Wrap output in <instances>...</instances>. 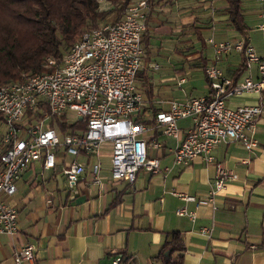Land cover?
Returning <instances> with one entry per match:
<instances>
[{"label":"crops","instance_id":"1","mask_svg":"<svg viewBox=\"0 0 264 264\" xmlns=\"http://www.w3.org/2000/svg\"><path fill=\"white\" fill-rule=\"evenodd\" d=\"M202 1L158 0L145 34L150 41L147 54L155 57L150 64L155 108L148 101L141 79H137L146 100L142 110L144 118L153 117L154 109H158L157 113L169 110L173 101L211 97V81L205 70L189 66L181 69V60L175 54L181 45L180 34L194 26L196 17L214 18L206 32H212L210 38L216 42L244 40L227 26V16L218 11L222 6L214 8L213 2ZM257 7L261 19L258 28L264 43L261 28L264 8L259 2ZM221 27L234 37L224 39L217 34ZM206 41L211 46L208 65L217 64L227 77L234 79L243 52L223 53L217 60L213 44ZM254 50L262 56L264 44L261 54ZM161 59L170 64L168 71L179 78L176 86L181 88L177 97L168 100L158 97L154 84V73L161 69ZM187 69L203 72L205 84L200 90L195 85H187L190 81ZM249 76L259 79L258 64L247 67L234 81L241 83ZM227 103L231 108L264 105V90L232 96ZM155 122L150 125L155 126ZM193 125V117L178 120L179 140L165 135L162 127L148 133L147 138L154 136L162 144L159 149H150V155L160 159L162 171L141 170L133 183L114 179L111 164L108 169H101L98 154L82 153L78 159L85 164V172L75 199L71 198L67 178L61 171L64 160L59 159L57 167L48 171L44 170L43 161L26 169L18 181L17 193L6 195L13 197L11 206L18 211L19 232L15 237L0 233V264H11L15 252L28 243L36 246V264H112L115 251L123 253L129 264H164L162 253L172 259L179 254L173 248L164 250L165 241L173 231H179L184 242L181 264H264V114L256 120L254 129L245 131L255 142L252 148L237 140L221 143L214 149L216 163H222L236 176L216 195V210L198 204L212 189L216 163H208L202 157L188 166L174 162V149ZM60 149L62 154L64 148ZM102 149L112 151V145L106 144ZM74 159L77 158L66 157L68 162ZM97 164L100 169L96 173ZM179 194L196 196L198 201L184 200ZM183 207L196 213L194 221L188 215L178 214ZM202 227H212L210 237L202 234Z\"/></svg>","mask_w":264,"mask_h":264},{"label":"built area","instance_id":"2","mask_svg":"<svg viewBox=\"0 0 264 264\" xmlns=\"http://www.w3.org/2000/svg\"><path fill=\"white\" fill-rule=\"evenodd\" d=\"M258 2L264 8V0ZM149 9L148 0L132 3L124 19L84 32L60 64L49 57L45 62L48 71L0 87V233L15 237L19 232L18 211L1 195L16 194L21 174L39 161L48 171L57 167L59 159L64 160L61 171L75 199L85 172V164L78 159L82 153L99 154L104 145L111 144L112 177L133 183L141 170L162 171L160 159L150 155L151 148L159 149L162 144L154 136L147 138V134L162 127L165 135L179 140L178 120L183 118L193 117L194 125L174 149L175 164L188 166L198 157L216 163L213 151L221 143L242 140L249 149L255 145L245 131L254 129L256 120L264 114V105L231 108L227 103L232 96L264 90V52L258 56L250 43L245 47L242 39L216 42L212 37L208 41L215 48L217 60L223 53L245 52L248 68L258 64L259 79L249 76L236 82L217 64L208 65L204 70L211 81L210 98L173 101L169 110L156 114L155 126L141 121L146 100L137 86V77L146 57L144 33ZM262 17L264 20V11ZM261 28L264 32V21ZM43 105L50 113L30 124L29 115ZM70 112L77 118L69 117ZM51 115H65L67 122L83 121L86 128L82 134L60 136L50 125ZM60 148H64L62 154ZM69 155L77 159L68 162ZM99 169L97 164L95 172ZM234 179L235 173L217 162L216 177L206 199L179 196L216 210V195ZM178 214L196 219V213L186 207ZM201 232L210 237L212 227H202ZM35 250L32 243L23 245L11 264H36ZM112 264L129 263L123 253L115 251Z\"/></svg>","mask_w":264,"mask_h":264},{"label":"trees","instance_id":"3","mask_svg":"<svg viewBox=\"0 0 264 264\" xmlns=\"http://www.w3.org/2000/svg\"><path fill=\"white\" fill-rule=\"evenodd\" d=\"M136 1L139 0H0V87L10 82L24 81L29 74L48 71L45 62L49 57L55 58L60 64L65 54L84 32L124 19L129 6ZM148 1L150 9L146 31L158 5V0ZM204 1L213 2L214 8L223 7L218 11H222V14L227 16V26L238 34L237 37L244 39L245 47H247L250 43L251 28L246 22L243 0ZM103 2L108 4L106 8L102 6ZM213 20L212 16L196 17L194 26L186 31L183 30L180 34L181 45L175 49V54L181 60V69H186V66L205 69L210 63L211 58L206 54L208 43L204 33L211 28L210 24ZM146 31L144 33L145 49L150 43L149 39L145 38ZM194 38L201 45L200 48H197ZM154 58L146 51L144 65L141 68L142 76L138 73L137 77L138 81L141 79L142 86H145L151 106H153L154 94L151 88L153 84L150 64L155 61ZM241 58L234 75L236 81L247 70L245 52L241 53ZM157 111L158 109H154L153 117H142L141 121L151 124L155 121ZM47 113H50L49 108L46 105L41 106L39 111L29 115L30 124L37 123ZM65 119V115L50 116V125L60 136L84 132L85 122H67ZM169 235L170 239L165 241L164 250L173 248L179 254L172 259V256L167 257L162 253L164 264H181V253L184 250L182 235L179 231L170 232Z\"/></svg>","mask_w":264,"mask_h":264},{"label":"rangeland","instance_id":"4","mask_svg":"<svg viewBox=\"0 0 264 264\" xmlns=\"http://www.w3.org/2000/svg\"><path fill=\"white\" fill-rule=\"evenodd\" d=\"M243 4L245 7V17L246 22L248 26L251 28L250 30V37H251V43L254 48H256V52L258 54L262 53L263 48V35L262 32L259 30L258 26L260 25V17H258V2L256 0H243ZM102 6L106 8L108 6L107 3L103 2ZM222 26H225L222 25ZM221 31L217 34H220L224 39H232L234 35H229L222 27ZM212 32H205L204 37L206 40H208L211 37ZM238 35V34H236ZM217 36V35H216ZM216 38V37H215ZM217 41H220L216 38ZM194 41L196 42L197 48H200L201 45L198 41H196V38H194ZM211 46L208 44L206 54L207 56L210 55ZM236 60H239V57L236 58ZM161 69L158 70L156 73H154V84L155 87H157L159 98L168 100L173 97H177L180 94L181 88L177 87L176 84L179 81V78L175 77L174 74H171L169 70L170 64L164 60L161 59L160 61ZM190 70V69H187ZM140 75L142 76V70L139 71ZM188 73V77L190 79L189 85H195L199 90L202 88V85L205 84V77L203 75V72L201 70L192 69ZM185 87V86H184ZM68 116L75 119L77 118L76 114L74 112L68 113ZM111 158H112V152L108 149H102L100 153L98 154V161H101L102 168L101 169H108L111 164ZM7 194H2L1 199L8 200V203L12 205L14 203L13 197L6 196ZM5 201V200H4Z\"/></svg>","mask_w":264,"mask_h":264}]
</instances>
